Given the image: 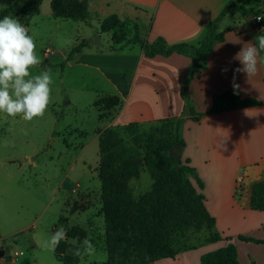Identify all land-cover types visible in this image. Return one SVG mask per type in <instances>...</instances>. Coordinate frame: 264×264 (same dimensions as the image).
I'll return each mask as SVG.
<instances>
[{"label":"rangeland","instance_id":"1","mask_svg":"<svg viewBox=\"0 0 264 264\" xmlns=\"http://www.w3.org/2000/svg\"><path fill=\"white\" fill-rule=\"evenodd\" d=\"M50 2L45 0L41 11L39 6L37 15L26 22L28 0H0V19L18 18L36 42L42 63L31 69L32 73L50 69L53 78L52 102L42 118L25 121L0 113V257L2 264H63L54 251L41 245L61 226L68 232L78 225L86 236L81 241L66 237V255L77 257L79 264H106L110 251L128 245L129 237L120 235L107 240L98 173V131L115 127L112 121L125 100L114 106L115 91L105 92L108 88L96 84L91 73L79 76L77 68L72 67L75 58L69 61L68 56L81 43L82 52L90 49L98 53L139 45L132 42L137 25L114 20L103 27L104 20L98 24L94 17L91 21H87L88 16L84 21L57 18ZM261 3L260 14H264L262 0ZM69 62H73L71 67ZM243 179L238 183L241 199L251 189ZM152 185L147 170L130 182L135 198L150 191ZM225 226L231 228V233L227 235L229 239H221V244L207 243L210 231L205 228H190L181 236V245L194 247L185 251L193 258V264H201L202 256L232 242H237L242 264H250L254 246L241 243L243 226L225 220L215 231L220 233ZM254 232L249 230L246 236L252 237L249 234ZM85 239L92 243L94 252L81 258L75 252H84ZM6 249L10 250L11 262L5 259Z\"/></svg>","mask_w":264,"mask_h":264},{"label":"crops","instance_id":"2","mask_svg":"<svg viewBox=\"0 0 264 264\" xmlns=\"http://www.w3.org/2000/svg\"><path fill=\"white\" fill-rule=\"evenodd\" d=\"M233 2L254 10L262 4L261 0H90L87 21L94 17L99 24L117 15L120 21L128 20L138 26L143 42L163 37L170 44L198 45L206 36L208 25ZM251 19L252 16L236 10L228 11L218 26V32L225 34L224 41L214 47L206 67L188 84L195 111L204 115L198 121L189 119L185 123L186 146L182 159L196 169L191 181L205 197V207L216 218L217 227L225 220L230 224L241 223L242 235L251 230L255 232L249 235L264 240V211L251 208V189L243 199L238 196L242 177L251 188L256 182H264V65L258 64L257 74L249 79L245 73H235V84L239 85L242 97L254 98L261 105L210 113L213 95L234 88V69L242 67L233 59L235 54L249 43L257 44L255 37L263 35L264 24L255 25ZM229 23L235 24L229 26ZM73 64L79 76L91 73L96 84L108 88L105 92L115 91L125 100L112 121L113 126L131 122L150 125L164 118L178 117L183 111L181 88L185 72L192 64V59L185 55L174 53L168 57L147 58L140 45H133L116 52L85 50L75 57ZM225 68L228 70L222 71ZM197 179L203 182V188H199ZM230 233L231 228L225 226L219 234L227 239ZM222 240L217 243L221 244ZM244 242L254 246L249 263L264 264V243H241ZM233 244L237 260L242 264L237 242ZM150 264H193V258L183 252L174 259Z\"/></svg>","mask_w":264,"mask_h":264},{"label":"trees","instance_id":"3","mask_svg":"<svg viewBox=\"0 0 264 264\" xmlns=\"http://www.w3.org/2000/svg\"><path fill=\"white\" fill-rule=\"evenodd\" d=\"M89 1L53 0L51 7L57 18L84 21L88 16ZM41 3L42 0H28L26 22L37 15ZM232 9L244 16H258L262 12L261 8L246 9L234 2L226 5L221 14L208 25L207 34L198 45L170 44L163 37L153 42H143L136 27L137 35L132 42L142 47L145 57H168L177 53L191 58L192 64L184 75L181 88L184 108L180 116L161 119L147 128L138 122H131L98 131V173L107 240L112 241L120 235L129 237L128 245L110 251V259L106 264H150L161 259H174L194 248L180 244L181 236L190 228L209 230L207 243L223 239L215 231L217 221L205 207V197L191 181L190 177L196 174V169L189 162H184L182 155L186 146L185 123L189 119L198 121L204 115L195 111L188 84L206 67L214 47L224 41L225 34L218 32V26ZM114 20H119L117 15L102 21V26ZM81 44L70 50L69 61L82 52ZM113 99L114 106L120 105L121 98L118 95ZM258 105H261L260 101L251 97L244 98L238 89L231 88L213 95L210 113L219 114ZM144 170L151 175L153 185L150 191L135 198L130 182ZM197 182L199 188H203V182L200 179ZM251 208L264 211V182L252 185ZM85 236L86 231L78 225L67 232L68 238L78 241ZM239 239L264 243V240L245 235H239ZM54 255L63 264H79L77 257L66 255V243L63 240L56 247ZM201 264L240 263L235 245L229 243L223 249L202 256Z\"/></svg>","mask_w":264,"mask_h":264},{"label":"clouds","instance_id":"4","mask_svg":"<svg viewBox=\"0 0 264 264\" xmlns=\"http://www.w3.org/2000/svg\"><path fill=\"white\" fill-rule=\"evenodd\" d=\"M257 19H264V16ZM255 40L257 44L243 46L233 57L242 65L234 69V90L239 88L235 84V73H245L249 79L257 74L258 64L264 65V35H257ZM41 63L36 42L29 34V29L18 18L4 16L0 19V113L13 118L19 116L25 121L45 115L52 102L53 78L50 69L32 73L31 69ZM227 70L225 68L222 71ZM66 237L67 229L61 226L41 246L55 251ZM83 245V253L79 249L75 252L81 258L84 254L94 252V246L88 239L83 241Z\"/></svg>","mask_w":264,"mask_h":264},{"label":"built area","instance_id":"5","mask_svg":"<svg viewBox=\"0 0 264 264\" xmlns=\"http://www.w3.org/2000/svg\"><path fill=\"white\" fill-rule=\"evenodd\" d=\"M264 14H259L258 16H252L251 22L255 25H263L264 24V19H257V17H262ZM262 23V24H261Z\"/></svg>","mask_w":264,"mask_h":264},{"label":"water","instance_id":"6","mask_svg":"<svg viewBox=\"0 0 264 264\" xmlns=\"http://www.w3.org/2000/svg\"><path fill=\"white\" fill-rule=\"evenodd\" d=\"M5 259H6L7 262H11L12 261L9 249L5 250Z\"/></svg>","mask_w":264,"mask_h":264}]
</instances>
